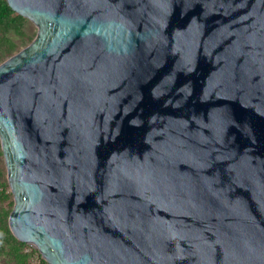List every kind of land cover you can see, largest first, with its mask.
Here are the masks:
<instances>
[{"label":"water","instance_id":"water-1","mask_svg":"<svg viewBox=\"0 0 264 264\" xmlns=\"http://www.w3.org/2000/svg\"><path fill=\"white\" fill-rule=\"evenodd\" d=\"M10 233L44 264H264V0H5Z\"/></svg>","mask_w":264,"mask_h":264},{"label":"trees","instance_id":"trees-1","mask_svg":"<svg viewBox=\"0 0 264 264\" xmlns=\"http://www.w3.org/2000/svg\"><path fill=\"white\" fill-rule=\"evenodd\" d=\"M26 18L14 12L5 0H0V61L13 52L17 43L14 41L17 37L24 34L23 25ZM0 151V163H2ZM6 183L0 180V204L9 198V193L4 191ZM11 201H8L7 207L0 206V240L2 239L7 246L6 254L13 264H44L40 258L35 255L32 249L24 250L25 243L18 241L9 232L6 218L10 209ZM0 250L2 246H0ZM35 261V262H34Z\"/></svg>","mask_w":264,"mask_h":264},{"label":"rangeland","instance_id":"rangeland-1","mask_svg":"<svg viewBox=\"0 0 264 264\" xmlns=\"http://www.w3.org/2000/svg\"><path fill=\"white\" fill-rule=\"evenodd\" d=\"M23 31H24V34L20 37H17L16 39H14V41L17 43V47L16 49L11 52L7 57H5L4 59L8 58L9 56H11L12 54L16 53L19 49L23 48L24 46H26L27 44H29L31 42V40L33 39L34 35H35V32H36V28L35 26L32 24V22H30L28 19L25 20L24 22V25H23ZM3 59V60H4ZM2 61V60H1ZM0 61V62H1ZM2 157V155H1ZM2 159V158H1ZM0 180L1 181H4L6 183V186L4 187V191L6 193H9V198L4 201L2 204H0V206H5L7 207V204H8V201L10 200L11 201V205H10V209H11V206H12V196H11V193H10V189L7 185V182H6V174H5V167H4V163H3V159H2V163H0ZM9 209V211H10ZM9 213V212H8ZM8 216V215H7ZM6 221H7V218H6ZM8 227V226H7ZM9 230V229H8ZM10 232V231H9ZM1 234V233H0ZM13 236V235H12ZM1 238V237H0ZM24 243V242H23ZM0 246H2V249L3 250H0V264H13L11 262L10 259H8V255L6 254V251H7V246L5 245V243L3 242V240L1 239L0 240ZM29 246L26 245L24 247V250L26 248H28ZM26 251V250H25Z\"/></svg>","mask_w":264,"mask_h":264},{"label":"built area","instance_id":"built-area-1","mask_svg":"<svg viewBox=\"0 0 264 264\" xmlns=\"http://www.w3.org/2000/svg\"><path fill=\"white\" fill-rule=\"evenodd\" d=\"M29 249H31L30 247H28V248H26L25 250H29ZM36 254L34 253V256H35ZM35 262V261H34Z\"/></svg>","mask_w":264,"mask_h":264}]
</instances>
